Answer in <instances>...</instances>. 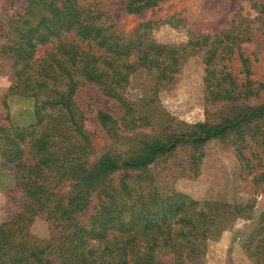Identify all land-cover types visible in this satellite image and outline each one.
Returning a JSON list of instances; mask_svg holds the SVG:
<instances>
[{
  "label": "trees",
  "instance_id": "1",
  "mask_svg": "<svg viewBox=\"0 0 264 264\" xmlns=\"http://www.w3.org/2000/svg\"><path fill=\"white\" fill-rule=\"evenodd\" d=\"M84 1L27 0L19 17L20 40L3 45L5 52L14 58L12 67H16L12 94L20 95L21 90L27 89L31 75L25 74V70L33 65L35 48L51 41L57 43V55L47 65L36 64L39 81L34 84L47 88L45 81L50 80L51 86L56 83L61 86L58 99L45 103L64 111L81 146L68 143L60 155L52 152L57 124L41 130L38 137L21 127L0 129V139L9 152L1 161L3 168L20 161L18 144L25 140L37 157L35 163L21 172L15 170V181L27 202L19 213L0 224V264H162L157 260L161 252L171 255L173 264H202L205 242L221 222L219 216L225 210L230 216L238 215L239 207L197 202L173 189L163 193L141 185L133 187L130 174L152 168L177 148L196 153L211 141L222 143L230 137L242 140L243 132H260L257 144L264 150V104L237 109L217 123H196L183 132L142 140L140 151L134 155L122 159L103 155L88 165L85 154L73 156L76 151H84L88 144L72 102L79 84L96 87L103 96L116 101L126 115L130 108L122 99V92L129 77L144 71L149 73L154 91L166 89L179 69L182 53L178 47L154 43L145 37L155 24H140L130 38L94 5H86ZM158 1L130 0L125 4V12L137 14L154 7ZM167 22L181 23L172 18ZM69 35L85 44L86 49L73 42H59ZM187 36L188 48L202 53V82L208 101L245 102L254 96L248 63L239 52L240 43L248 38L239 35L235 25L211 37ZM234 54L243 75L240 83L225 65ZM23 74L22 81L17 83ZM95 119L101 127L113 122L101 111L96 112ZM28 127L32 129L31 125ZM195 161L192 157L191 163ZM40 168L51 172L44 178ZM113 174H117L115 180L110 178ZM62 182L70 183L63 196L56 190ZM92 196L95 204L91 214L85 220L77 219L75 216L84 212ZM38 215H44L58 231L56 244L52 240L37 241L28 234L32 219ZM51 253L55 255V263L49 256Z\"/></svg>",
  "mask_w": 264,
  "mask_h": 264
},
{
  "label": "rangeland",
  "instance_id": "2",
  "mask_svg": "<svg viewBox=\"0 0 264 264\" xmlns=\"http://www.w3.org/2000/svg\"><path fill=\"white\" fill-rule=\"evenodd\" d=\"M26 1L0 0V129L21 127L38 137L41 130L57 124L51 151L60 155L68 143L81 146L64 111L59 106L45 103L58 99L61 86L57 83L51 86L50 80L45 81L49 85L47 88L34 84L39 81L36 64L47 65L51 57L57 55L55 41L35 48L31 59L33 65L25 70V74L31 75L27 89L21 90L20 95L12 94L16 67H12L14 58L5 52L3 45L10 40H20L17 29L21 26L19 17L25 11ZM128 1L85 0L84 4L94 5L130 38L140 24H155L146 31L145 37L154 43L178 47L182 53L179 69L170 85L157 91L151 88L149 73L137 71L132 74L122 92V99L130 108L126 115L116 101L103 96L96 87L80 83L72 102L80 115V127L88 144L84 151H76L73 156L85 154L88 165H93L103 155L122 159L138 153L142 140L183 132L196 123H217L232 116L237 109L264 104V0H159L154 7L137 14L125 12ZM170 18L181 23L169 24L167 19ZM232 25L236 26L239 35L248 38L240 43L239 52L248 63V79L254 96L245 102L212 103L208 101L202 82V53L188 48L187 35L211 37ZM59 42H73L82 50L86 49L85 44L71 35L61 37ZM225 65L240 83L243 75L236 55H232ZM97 111L107 114L113 122L101 127L95 119ZM258 133L243 132V141L238 137H230L222 143L211 141L196 153L177 148L171 155L159 159L152 168L130 174L133 187L141 185L163 193L173 189L197 202L239 207L241 212L238 215L230 216L225 210L219 216L221 222L211 230L205 242L202 264H264V150L257 144ZM18 146L20 161L5 169L1 161L9 152L5 151L6 145L0 139V224L19 213L27 202L15 181V170L21 172L37 160L27 140ZM192 157L196 158L194 164L191 163ZM40 170L44 178L51 172ZM116 175L113 174L111 180H115ZM69 186L70 183L62 182L56 190L63 196ZM94 204L92 196L84 212L75 217L85 220ZM28 234L40 242L52 240L53 244L60 237L44 215L32 219ZM49 256L55 263V255L51 253ZM157 260L162 264H173L171 255L166 252L159 253Z\"/></svg>",
  "mask_w": 264,
  "mask_h": 264
}]
</instances>
